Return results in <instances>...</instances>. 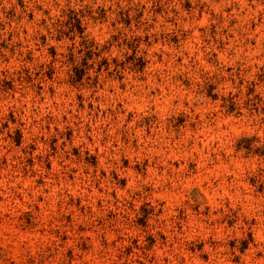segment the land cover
<instances>
[{
    "label": "rangeland",
    "instance_id": "rangeland-1",
    "mask_svg": "<svg viewBox=\"0 0 264 264\" xmlns=\"http://www.w3.org/2000/svg\"><path fill=\"white\" fill-rule=\"evenodd\" d=\"M0 264H264V0H0Z\"/></svg>",
    "mask_w": 264,
    "mask_h": 264
}]
</instances>
